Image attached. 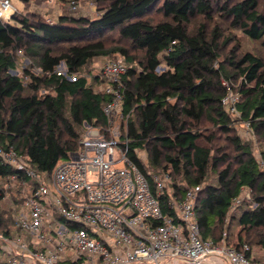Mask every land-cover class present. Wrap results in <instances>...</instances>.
Instances as JSON below:
<instances>
[{"label": "trees", "instance_id": "1", "mask_svg": "<svg viewBox=\"0 0 264 264\" xmlns=\"http://www.w3.org/2000/svg\"><path fill=\"white\" fill-rule=\"evenodd\" d=\"M94 2L95 18L63 13L55 22L18 14L15 23L0 19V146L15 148L50 179L58 162L79 148L83 121L107 123L109 96L94 91L101 80L95 76L90 83L83 69L94 58L123 55L130 157L142 170L170 169L180 191L202 184L197 213L204 238L218 241L226 231L229 245L259 248L255 260L264 264V171L253 142L241 137L222 103L227 87L221 81L242 78L237 105L251 120L264 157V56L235 46L220 60L221 44L232 41L225 23L264 46V0ZM113 31L127 44L109 47L105 36ZM18 51L29 62L13 74ZM61 62L84 75L71 81L52 73ZM15 173L20 176L11 179ZM213 175L215 182H208ZM24 180L31 178L0 158V201L6 184ZM243 187L251 189L256 206L237 216L233 212L246 202L232 203ZM11 212L0 204V229L6 232Z\"/></svg>", "mask_w": 264, "mask_h": 264}, {"label": "built area", "instance_id": "2", "mask_svg": "<svg viewBox=\"0 0 264 264\" xmlns=\"http://www.w3.org/2000/svg\"><path fill=\"white\" fill-rule=\"evenodd\" d=\"M69 7L77 9L78 1ZM17 10L11 0H0L2 21L10 22ZM96 68L101 81L94 91L109 96L103 108L107 123L83 121L79 148L58 162L50 179L15 148L0 146L2 161L31 178L4 186L12 223L8 232L0 229V264H261L247 243L240 249L229 245L226 231L218 241L204 238L197 213L202 184L180 191L170 169L142 170L130 157L123 78L128 63L116 55ZM52 73L71 81L84 75L64 62ZM87 76L93 82L95 76ZM239 98L228 92L222 103L241 137L253 142L264 171L255 130L242 117ZM138 154L146 163V153ZM246 200L256 206L251 189L243 187L232 207Z\"/></svg>", "mask_w": 264, "mask_h": 264}, {"label": "rangeland", "instance_id": "3", "mask_svg": "<svg viewBox=\"0 0 264 264\" xmlns=\"http://www.w3.org/2000/svg\"><path fill=\"white\" fill-rule=\"evenodd\" d=\"M12 3L16 6L18 9L15 14H18L20 16H31V18H35V16L43 17L48 21L55 22L57 21L58 17L63 14V13H70L73 15H85L90 18H95L98 16V12L96 9V3L94 0H78V8L73 10L69 7L70 0H31L29 2H23L22 0H11ZM201 20V19H200ZM11 23H15V21L12 19L10 20ZM198 22V21H197ZM223 30L226 36L232 37V41H229L225 44H221V58L220 60L224 59L225 56L229 53L230 49L238 46L241 49V53H244L246 51H252L257 54H262L264 56V46L262 45V40H252L250 39L241 28H232L230 27L227 23L223 24ZM106 43L109 47L114 46L115 44L118 45H126L127 41H125L117 32L113 31L110 32L109 34H106L105 36ZM239 44V45H238ZM132 52L131 54L134 55H139V51H136L134 49H131ZM113 55L109 56H102V57H97L94 58L84 69L83 72L86 73V75H89L91 77H94L98 70L96 68L97 63H102L106 59L113 57ZM16 59H17V68L14 70H17V74H20L22 72L23 66L28 64L29 59L28 56L25 55L23 52H17L16 53ZM163 64L159 66L158 70H163ZM218 66V64H216ZM11 73L14 74L13 71L10 70ZM236 73V72H235ZM241 79L242 78H236L233 79L232 81H229L226 78H222V84H224L227 87V92H231V95H236L241 97L240 94V89L239 86L241 84ZM92 78H89V81H91ZM44 91V90H42ZM245 120H250V119H245ZM254 129V127L252 126ZM256 143L258 144L257 140L258 137L257 135L255 136ZM141 154H145L143 150L139 151ZM148 157V156H147ZM149 160L148 158L146 159V163H148ZM216 178L213 176L209 177L207 180L208 182H215ZM246 203L235 209L233 213L235 215L239 216L242 210L246 207H250L251 203L248 204V201H245ZM0 204L2 206L6 205L5 201H0ZM251 208V207H250ZM255 254L257 256L260 255V249L255 247L254 248Z\"/></svg>", "mask_w": 264, "mask_h": 264}, {"label": "water", "instance_id": "4", "mask_svg": "<svg viewBox=\"0 0 264 264\" xmlns=\"http://www.w3.org/2000/svg\"><path fill=\"white\" fill-rule=\"evenodd\" d=\"M11 71H13L14 74H17V70L11 69Z\"/></svg>", "mask_w": 264, "mask_h": 264}, {"label": "crops", "instance_id": "5", "mask_svg": "<svg viewBox=\"0 0 264 264\" xmlns=\"http://www.w3.org/2000/svg\"><path fill=\"white\" fill-rule=\"evenodd\" d=\"M257 256V255H256ZM258 257V256H257Z\"/></svg>", "mask_w": 264, "mask_h": 264}]
</instances>
